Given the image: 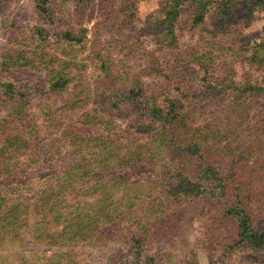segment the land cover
Instances as JSON below:
<instances>
[{
	"label": "rangeland",
	"instance_id": "374dc122",
	"mask_svg": "<svg viewBox=\"0 0 264 264\" xmlns=\"http://www.w3.org/2000/svg\"><path fill=\"white\" fill-rule=\"evenodd\" d=\"M134 1L133 16L128 17V13L122 11L121 0H91L87 6L78 4L77 0H54L50 22L35 12L33 0H0V124L4 117L26 113L24 121L33 127L23 136L29 139L35 159L29 161L27 153H14L11 158L12 163L30 164L27 175L25 168L28 165L21 167L23 180H28L22 194L26 193L29 199L49 186L57 172L78 161L83 152H90L91 149L85 147L87 142H79L82 136L86 139L115 137L118 143L124 144L128 139L140 137V132L149 134V130L143 128L138 133L140 123H136L134 115L126 113L129 106L124 99L127 91H122L124 81L129 88L132 79H137L149 93L175 86L177 89L171 88L172 95L186 105V110L203 99L202 107L190 112V120L199 125L206 119V123L218 127V120L225 117L229 104L237 103L228 84L264 86V63H260L264 49L261 57H254L257 45L264 44V2L256 4L247 13L239 0L233 6V18L227 24L225 21L220 23L214 16V5L217 4L214 0H203L209 4L203 23H194L198 9L184 1L174 26L168 30L164 14L175 0ZM159 21H163L164 34L161 36V27H157ZM42 28L48 35H33ZM78 29L81 31L76 35L82 36L81 42H68L58 37L64 30ZM21 33L28 37L25 45L29 52H43L44 63L52 64L50 68L63 65L61 60L68 61L71 73L63 90H47L48 70L26 67L14 71L13 66L7 64L3 68L2 56L16 47L14 41L22 36ZM173 38L174 43L170 46L161 41ZM161 45H164L163 49ZM23 46L24 42L21 43ZM106 67L109 75L105 74ZM17 91L25 96V102L18 100ZM115 93L122 94L120 101L113 97ZM263 96L247 92L240 99L236 106L239 112L231 120L242 126L240 134L245 138L242 143L237 141L242 145V156L238 159L225 156L224 160L230 167L228 176L251 179L252 188L257 191L250 200L254 204L253 219L264 217ZM163 98H157L162 105ZM88 115L93 118L91 125L86 126ZM222 125L218 129L223 130ZM72 133L76 135L72 137ZM71 138L78 141L72 144ZM231 139L234 144L233 135ZM226 141L222 139V142ZM38 144L41 147L37 150ZM104 163L110 164L108 159ZM18 183L6 186L2 193L10 196L8 190H13ZM162 189H168V185H161L155 191L146 188L139 194L141 203L135 208L119 209V217L103 225L101 228L105 229L101 233L88 242L64 247H50L34 240L31 234L36 218L29 208L26 227H7L0 233V264H264V248L254 250L247 243L228 248L235 238V225L222 221L224 229L216 233L214 223L220 214L217 207L205 202L197 205L180 201L181 198L175 200ZM117 195L121 196L120 193ZM96 197L98 200L100 195ZM229 198L231 195L227 196ZM10 202L8 199L5 205ZM98 204L99 200L96 206ZM111 210L97 207L95 213ZM163 213L164 217L161 216ZM141 221L150 231L145 236L140 256L129 252L122 240L101 236L106 229L111 232L113 226L127 230L125 226H136ZM147 258L152 259L150 263Z\"/></svg>",
	"mask_w": 264,
	"mask_h": 264
},
{
	"label": "trees",
	"instance_id": "16d2710c",
	"mask_svg": "<svg viewBox=\"0 0 264 264\" xmlns=\"http://www.w3.org/2000/svg\"><path fill=\"white\" fill-rule=\"evenodd\" d=\"M77 1L78 4L87 6L86 4L91 0ZM184 1L194 4V7L198 9L199 13L195 16L194 23L204 22L206 6L209 5L207 2L203 0H175L164 14L163 20L167 21L166 29L169 30L174 26L182 9L180 6ZM241 1L244 8L247 9V13H250L256 4L264 2V0ZM33 2L35 12L40 17L52 22L51 11L54 7V0H33ZM214 2L217 3L214 5V16L219 19L220 23L225 21L228 24L234 16L232 14L233 6L239 0H214ZM121 4L124 8L122 11L128 13V17H130L135 9V1L121 0ZM239 11L242 12V8ZM238 17L241 18L239 15ZM162 22L159 21L160 26L157 27H161ZM80 31L81 29L77 31L64 30L58 34V37L68 42H81L82 36L76 35ZM42 34L48 35V32H44L42 28L36 30L33 35L42 36ZM163 34L164 30L161 27L160 36ZM26 39L28 37L22 35L14 41L17 43L16 47L5 52L2 56L4 59L3 68L7 64L13 66L14 71L26 67L41 71L48 70L50 78L49 86H46L47 90H63L68 84L71 73L68 69V61L61 60L63 65L50 68L52 64L44 63L43 58L46 56L43 52L41 54L29 52L25 45ZM173 40L174 38L170 41L164 39L161 41L170 46L174 43ZM22 42H24L23 47H21ZM160 47L163 49L164 45ZM263 49L264 44H258L254 57H261ZM262 62L264 63V57L260 60V63ZM108 69V67L105 69L106 75H109ZM125 79L128 81V76ZM170 86L172 89H177L175 86ZM227 87L237 99V103L233 104L232 101L229 104L227 111L224 112L225 117L221 121L218 120V127L209 122L206 123V119L201 120L199 125H194L190 120V112L196 107H202L205 101L203 99L199 104L186 110V105L172 95L171 88L149 93L142 88L137 79H132L129 88H126L125 81L122 82V91L125 90L128 94L127 98H124L126 102L122 101L129 106L126 110L127 115H134L136 123H140V126L137 127L138 133L143 128L149 130V134L144 135L143 132H140V137L128 139L124 144L118 143L115 137L94 136L86 139L85 135L82 136L79 142H87L85 147L91 149L90 152L83 154L82 149H79L83 152L80 159L57 172L49 186L43 188L37 196L31 199L26 196V193L22 194V189L24 185L27 186L28 180H23L21 167L28 164L26 162L12 163L11 158L14 153H27L29 161L35 159L32 156L33 152L30 151L29 139L27 140L23 136L25 132L28 135L33 127L24 121L26 113L4 117L0 124V180L3 181L0 183V210H3L0 212V233L6 231L7 227H12V229L26 227L28 209L31 208L32 215L36 218L31 234L34 240L44 242L50 247L74 245L80 241L88 242L105 229L101 228L103 225L119 217V209H131L135 208L138 203L140 204L139 194L146 188L155 191L161 185H168V189H162V191L166 194L169 192V195L175 197V200L181 198L180 201H189L190 204L195 202L198 205L205 202L210 206L217 207L220 214L214 223L217 225L216 233L224 229L225 224L222 221H228L235 225L233 228L235 238L232 239L228 248L247 243L254 250L263 249L264 217L256 216L253 219L254 204L250 202L255 195L253 192L257 191L252 188L251 179L240 180V177L236 179L234 176H228L226 173L230 167L227 163L224 164V160L225 156L237 159L242 156V154L240 156L242 145L237 143V141L242 143L245 138L240 134L242 126L231 120L239 112L236 108L237 104L247 92L264 95V86L232 82ZM12 92L13 89L10 88L11 95ZM118 93L113 96L116 100L123 97L122 94L117 95ZM17 94L19 95L18 100L21 99L25 102V96L18 91ZM161 96H164L163 105L157 99ZM203 98L206 99L205 96ZM74 103L76 104L75 101ZM261 112L264 115V102ZM92 118L88 115L84 125H91ZM149 121V124L144 125ZM221 124L224 126V135L222 134L223 130L218 129ZM72 134V137L76 135ZM231 135L234 136V144H232ZM222 139H227V141L222 142ZM70 141L73 144L78 139L72 140L71 138ZM65 143H68L66 138ZM51 145H54L53 142ZM39 147L41 146L38 144L37 150ZM107 159L110 162L109 165L104 163ZM29 167L30 164L25 168L26 175ZM16 182H19L18 185L13 190H8L10 196L2 193L6 186L11 187ZM118 193L121 196H118ZM98 195H100L98 197L99 204L96 206V201H98L96 196ZM228 195H231V198L227 199ZM8 199L11 202L6 206L5 203ZM156 206L154 203V210H156ZM97 207L112 210L99 214L95 213ZM21 212H23V216H20ZM122 213L120 212L121 215ZM164 213L161 215L162 217H164ZM161 216L159 219L162 218ZM125 227L127 230L124 227L113 226L111 232L106 229L101 236L108 235L111 240H122L129 252L140 256L145 236L150 229L143 221L136 226ZM151 260V258H147L148 263Z\"/></svg>",
	"mask_w": 264,
	"mask_h": 264
}]
</instances>
